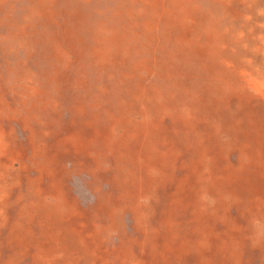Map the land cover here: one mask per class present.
I'll return each instance as SVG.
<instances>
[{
	"label": "rangeland",
	"instance_id": "rangeland-1",
	"mask_svg": "<svg viewBox=\"0 0 264 264\" xmlns=\"http://www.w3.org/2000/svg\"><path fill=\"white\" fill-rule=\"evenodd\" d=\"M0 264H264V0H0Z\"/></svg>",
	"mask_w": 264,
	"mask_h": 264
}]
</instances>
